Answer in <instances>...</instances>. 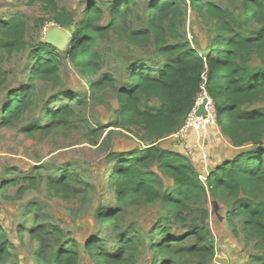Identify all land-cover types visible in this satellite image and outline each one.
Returning a JSON list of instances; mask_svg holds the SVG:
<instances>
[{
  "label": "rangeland",
  "instance_id": "obj_1",
  "mask_svg": "<svg viewBox=\"0 0 264 264\" xmlns=\"http://www.w3.org/2000/svg\"><path fill=\"white\" fill-rule=\"evenodd\" d=\"M123 1L58 0V8L68 17L81 21L86 10L96 5L103 12L99 25L109 26L112 9ZM186 1L184 18L177 29L195 48L200 46L203 53L213 38V25L192 10L190 0ZM214 1L224 9L245 13L243 0ZM150 2L135 0L121 29L112 30L98 40L102 69L95 79L110 76V87L93 90L86 76L71 62L66 49L60 50L62 66L58 79L37 80L32 104L21 119L13 126H0V232L8 242L7 254L4 258L0 256V264H49L61 244L78 247L80 264H98L93 256L95 250L88 252L86 243L94 242L101 251H111L117 248L118 235L125 232L137 236L138 264H161L172 252L178 264H257L255 257L263 253L258 245L259 238L244 229L243 219L227 223L224 217L228 202L219 194L208 192L201 204L193 203L189 222L173 223L170 229L171 234L184 240L171 246L172 249L159 251L153 248L161 244L157 229L170 216L168 208L160 201L147 203L145 197L130 201L126 207L118 201L113 182L114 156L118 153L136 156L153 145L179 152L189 158L201 180L206 182L213 169L237 152L221 133L212 101L209 124L186 128L187 118L179 132L162 140L153 139L141 125L126 127L119 122L118 91L129 84L133 66L144 63L157 71L165 61L157 54L154 40L133 42L129 38L131 32L147 26ZM16 14L23 16L28 24V47L12 55L0 52V117L9 94L28 83L33 47L44 42L47 33L55 27L65 30L72 40V29L60 27L54 21V14L43 4H32L30 0H0V23ZM259 28L254 25L251 29ZM251 64L262 67L259 58ZM68 94L76 95L79 100L67 97ZM205 97V93L200 96L199 104ZM149 104L157 105L158 102L153 100ZM65 107L72 113L59 120L56 127L32 129L34 126L47 127L50 123L48 111ZM258 108H264V99L251 107ZM151 169L163 179L164 189L172 185L157 164ZM67 175L71 179L65 184L66 189L54 182ZM7 181L12 184L4 187ZM27 209L30 210L26 212ZM116 209L124 210L117 220L119 229L100 221L105 212ZM203 210L210 214L206 223L215 248L211 260L186 255L183 249L195 242L187 235L193 224L202 225ZM38 226L48 230L57 227L63 232L61 242L51 243L45 263L35 260L41 245L31 236Z\"/></svg>",
  "mask_w": 264,
  "mask_h": 264
},
{
  "label": "trees",
  "instance_id": "obj_2",
  "mask_svg": "<svg viewBox=\"0 0 264 264\" xmlns=\"http://www.w3.org/2000/svg\"><path fill=\"white\" fill-rule=\"evenodd\" d=\"M232 2L237 0H230ZM41 3L54 14V21L64 29H72V40L66 53L73 65L90 82L93 90L111 86L112 78L105 76L96 81L102 69V57L97 49L98 40L112 30L121 29L131 12L135 0L119 2L111 12L109 26H100L103 12L91 5L81 21L67 16L58 8V0H30ZM186 0H151L147 26L133 31L129 38L133 42L154 40L157 54L165 59L159 70L148 68L144 63L133 66L129 84L119 89L118 103L121 106L119 122L122 126H143L155 140H162L179 132L185 120L196 107L198 98L206 94L213 102L216 122L222 135L237 149L233 158L219 164L202 181L195 166L185 155L172 150L150 146L139 155L121 152L114 156L115 172L113 182L116 195L122 207L138 197H145L147 203L162 202L170 216L157 229L161 244L153 250L171 248L184 239L171 234L173 223H188L191 205L201 204L210 192L219 194L228 204L225 220L228 224L243 219L244 229L259 238L261 255L255 257L257 264H264V108L251 107L264 99V0H243L245 13L222 8L214 0H190L195 13L213 25V38L205 51L194 45L178 32V24L184 18ZM241 8V9H242ZM259 25L258 30L252 26ZM27 22L16 14L0 23V52L12 55L27 49ZM259 58L262 67L252 66ZM32 66L24 87L13 90L2 115L0 126H13L21 119L32 104L37 80L54 81L60 75L61 52L45 41L33 47ZM0 73L2 69L0 68ZM76 95L68 94L75 100ZM153 100L157 105H150ZM72 111L65 107L47 113V127L34 126L33 130H46L58 125V121L68 117ZM157 164L159 171L172 181L165 188L163 179L151 169ZM71 179L67 175L56 184L66 189ZM7 181L4 187L10 186ZM3 187V188H4ZM30 209H27L28 212ZM124 210L105 212L100 221L114 224ZM209 212L203 210L202 225L193 224L187 238L195 239L184 246L186 255L211 260L215 248L206 221ZM63 232L53 227L51 230L38 226L31 236L41 245L35 260L45 263L51 243L62 241ZM5 234L0 232V256L8 251ZM136 237L127 232L118 235L117 248L101 251L94 242L86 243L88 252L98 264H138ZM7 254V253H6ZM77 246L61 247L55 252L49 264H80ZM161 264H178L177 256L161 260Z\"/></svg>",
  "mask_w": 264,
  "mask_h": 264
},
{
  "label": "water",
  "instance_id": "obj_3",
  "mask_svg": "<svg viewBox=\"0 0 264 264\" xmlns=\"http://www.w3.org/2000/svg\"><path fill=\"white\" fill-rule=\"evenodd\" d=\"M45 42L59 50H65L69 45V35L59 27L50 30L45 38ZM211 103L210 97L206 96L201 104L196 108L195 115L197 118H203L209 115L208 106Z\"/></svg>",
  "mask_w": 264,
  "mask_h": 264
},
{
  "label": "built area",
  "instance_id": "obj_4",
  "mask_svg": "<svg viewBox=\"0 0 264 264\" xmlns=\"http://www.w3.org/2000/svg\"><path fill=\"white\" fill-rule=\"evenodd\" d=\"M205 96H207V95L205 94ZM198 105H199V102L196 104V107L193 109V111L188 116V124L189 125L186 128H188L190 125L199 126L198 124H201V125H203V127H205L207 124H209V119H210L209 118L210 117V111H209L210 109H209V106H208L209 115L208 116H205L203 118H197L196 115H195V112H196V108H197ZM184 130L182 131V133L184 132Z\"/></svg>",
  "mask_w": 264,
  "mask_h": 264
},
{
  "label": "bare ground",
  "instance_id": "obj_5",
  "mask_svg": "<svg viewBox=\"0 0 264 264\" xmlns=\"http://www.w3.org/2000/svg\"><path fill=\"white\" fill-rule=\"evenodd\" d=\"M203 100H204V99H203ZM203 100H202V102H203ZM202 102H201V103H202Z\"/></svg>",
  "mask_w": 264,
  "mask_h": 264
}]
</instances>
